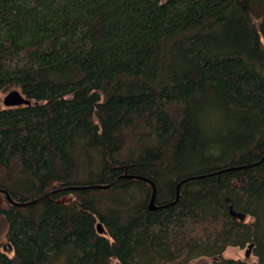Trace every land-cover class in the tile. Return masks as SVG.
<instances>
[{"label":"trees","instance_id":"1","mask_svg":"<svg viewBox=\"0 0 264 264\" xmlns=\"http://www.w3.org/2000/svg\"><path fill=\"white\" fill-rule=\"evenodd\" d=\"M11 88L0 189L86 188L0 194V264H264V0H0Z\"/></svg>","mask_w":264,"mask_h":264},{"label":"water","instance_id":"2","mask_svg":"<svg viewBox=\"0 0 264 264\" xmlns=\"http://www.w3.org/2000/svg\"><path fill=\"white\" fill-rule=\"evenodd\" d=\"M2 104L4 106V108H11V107H18V106H27V105H30V100L27 99L26 97H24L19 90L17 89H13L11 90L10 92H8L2 99ZM264 158V157H263ZM262 158V159H263ZM261 159V160H262ZM260 160V161H261ZM187 179H183L182 181H180L178 184H177V187H176V198L178 196V187L180 185V183H182L183 181H186ZM115 181V180H114ZM114 181H112L110 184L108 185H93V186H88V188H99V189H104V188H108L110 185H112L114 183ZM147 182H149V184L151 185L152 187V191H151V196H150V200H149V203H148V209L149 210H153V209H156L158 207H156L153 203V200H154V195H155V189H154V185L152 184L151 181L149 180H146ZM80 188H86L85 186H80V187H65V188H58V189H55L53 191H50V192H47L45 194H43L42 196L32 200V201H29V202H24V203H20V202H16L14 200H12V198L10 197V195L8 194L7 191H5L4 189H0V194H3L6 198V200L9 202V204L11 205H14V206H27V205H30V204H33V203H36L40 200H42L43 198L45 197H48L49 195L53 194V193H56V192H59V191H64V190H74V189H80ZM174 203V202H173ZM0 213H1V204H0ZM229 213H230V216L232 218H236V216H238V214H236L232 207H229ZM96 230H97V233L98 234H104V229L102 227V225L100 223H97L96 224ZM250 249H251V245H249L247 247V252L246 253H249L250 252ZM3 250L5 252H9L10 251V246L6 243L3 245Z\"/></svg>","mask_w":264,"mask_h":264},{"label":"rangeland","instance_id":"3","mask_svg":"<svg viewBox=\"0 0 264 264\" xmlns=\"http://www.w3.org/2000/svg\"><path fill=\"white\" fill-rule=\"evenodd\" d=\"M11 90H13V88L7 89L5 91H0V108H3L4 107L3 104H2L3 97L8 92H10ZM66 198H69V196H67ZM3 203H4V199L0 195V204L3 205ZM0 240L2 241V243L5 242L1 238V236H0ZM246 252H247V247H245L243 249H239L237 247H229L223 253V257H225V258H233V259H240V260L245 261V262H248V263H252V262L256 261V257L251 253V249H250V252L249 253H246ZM7 254H10V252L7 251ZM210 259L211 258L202 257V258L196 259L195 261L196 262H200V263H207L208 261H210Z\"/></svg>","mask_w":264,"mask_h":264}]
</instances>
